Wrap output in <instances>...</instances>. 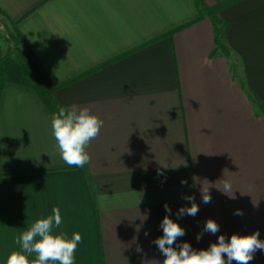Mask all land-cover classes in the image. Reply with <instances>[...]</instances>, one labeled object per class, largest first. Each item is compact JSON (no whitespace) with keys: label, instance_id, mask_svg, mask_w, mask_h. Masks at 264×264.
<instances>
[{"label":"crops","instance_id":"crops-1","mask_svg":"<svg viewBox=\"0 0 264 264\" xmlns=\"http://www.w3.org/2000/svg\"><path fill=\"white\" fill-rule=\"evenodd\" d=\"M0 13L59 105L104 121L90 163L69 167L51 134L55 112L34 88L5 84L0 264L54 206L60 230L83 237L75 264H163L153 241L165 203L185 229L173 247L207 249L221 234L257 230L264 241V0H0ZM8 47L0 38V56ZM224 180L234 198L219 189ZM186 196L199 205L194 217L177 216ZM210 218L216 234L203 231ZM249 264H264V251Z\"/></svg>","mask_w":264,"mask_h":264},{"label":"clouds","instance_id":"clouds-1","mask_svg":"<svg viewBox=\"0 0 264 264\" xmlns=\"http://www.w3.org/2000/svg\"><path fill=\"white\" fill-rule=\"evenodd\" d=\"M103 125L104 121L87 107H79L76 104L68 108L60 107L58 112L51 116V134L62 161L69 167L77 168L89 164L91 157L87 148L91 141L99 136ZM158 175L163 173L158 170ZM186 183L181 181V184ZM219 189L234 198L229 180H224L222 188ZM201 194L203 203L211 202L208 188L201 190ZM184 199L191 201V206H182L177 216H196L199 205L195 202V197L186 196ZM164 208L167 214L160 224L163 235L153 241L164 256L163 264H232L233 261L236 264H249L257 250L264 251V241L259 238L258 230L246 235L233 233L229 240L221 234L218 241L211 243L207 249L195 250L188 242L173 247L177 238L185 235V229L170 218L171 208L167 203ZM235 214L243 215V212L237 210ZM62 224L61 209L54 206L50 215L36 219L16 237L15 243L19 245V250L9 253L4 264H75L77 248L83 237L80 232H73L69 237L67 232L60 230ZM219 228L218 223L210 218L206 221L203 231L216 234ZM202 235L203 233L198 234L197 240H200ZM136 250L140 252L141 248L138 246Z\"/></svg>","mask_w":264,"mask_h":264},{"label":"trees","instance_id":"trees-1","mask_svg":"<svg viewBox=\"0 0 264 264\" xmlns=\"http://www.w3.org/2000/svg\"><path fill=\"white\" fill-rule=\"evenodd\" d=\"M215 20V35L218 46L228 54V50L223 46L221 40L223 38L224 22ZM6 40L11 43L5 55L0 56V96L7 82H15L17 84L30 86L34 88L40 95L44 103L53 111L58 112L61 107L59 103L48 92L43 82L39 79L32 68L27 57L29 48L27 47L23 36L18 32L8 33ZM25 46V50L21 49L19 44Z\"/></svg>","mask_w":264,"mask_h":264},{"label":"rangeland","instance_id":"rangeland-1","mask_svg":"<svg viewBox=\"0 0 264 264\" xmlns=\"http://www.w3.org/2000/svg\"><path fill=\"white\" fill-rule=\"evenodd\" d=\"M13 31H11V26L8 23V21L0 13V38H2L3 41L5 38V41L8 43V46H10L11 43L6 40V36L8 35V33L9 34L13 33ZM19 45H20L21 49L25 50V46L22 43Z\"/></svg>","mask_w":264,"mask_h":264}]
</instances>
